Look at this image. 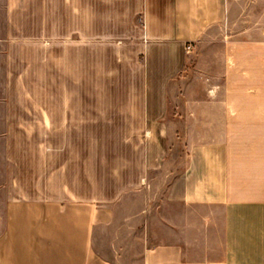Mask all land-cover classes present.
Returning <instances> with one entry per match:
<instances>
[{
	"label": "crops",
	"instance_id": "1",
	"mask_svg": "<svg viewBox=\"0 0 264 264\" xmlns=\"http://www.w3.org/2000/svg\"><path fill=\"white\" fill-rule=\"evenodd\" d=\"M50 4L36 130L68 138L47 141L27 195L6 199L0 264H111L95 230L158 173L170 179L164 200L131 217L144 220L142 264H264V0H240V90L208 92L176 119L170 89L228 21L229 0ZM179 128L182 159L170 156Z\"/></svg>",
	"mask_w": 264,
	"mask_h": 264
},
{
	"label": "rangeland",
	"instance_id": "2",
	"mask_svg": "<svg viewBox=\"0 0 264 264\" xmlns=\"http://www.w3.org/2000/svg\"><path fill=\"white\" fill-rule=\"evenodd\" d=\"M50 5V0H0V232L6 199L27 195L36 162L44 167L46 142L58 146L68 138V133L36 130L43 124L46 103V17L51 22ZM52 29L56 30L55 25ZM209 34L194 45L184 71L170 89L168 119L180 117L192 100L204 102L208 92L240 90V75L235 73L240 70V0H229L228 21ZM220 103L218 100L215 106ZM179 130L170 136V156L182 159L185 150ZM101 134L84 133L83 138L107 137ZM53 158L58 166L60 158ZM57 183L54 181V186ZM169 183L162 173L153 174L142 190L113 205L111 222L94 232V248L103 258L111 264H142L144 220L131 217L148 200L153 208L159 206Z\"/></svg>",
	"mask_w": 264,
	"mask_h": 264
},
{
	"label": "built area",
	"instance_id": "3",
	"mask_svg": "<svg viewBox=\"0 0 264 264\" xmlns=\"http://www.w3.org/2000/svg\"><path fill=\"white\" fill-rule=\"evenodd\" d=\"M191 50V46L190 45H187L186 46V52H189Z\"/></svg>",
	"mask_w": 264,
	"mask_h": 264
}]
</instances>
